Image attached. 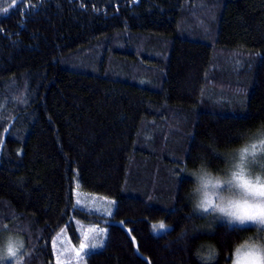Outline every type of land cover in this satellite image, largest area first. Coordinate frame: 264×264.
I'll return each mask as SVG.
<instances>
[{
	"label": "trees",
	"instance_id": "trees-1",
	"mask_svg": "<svg viewBox=\"0 0 264 264\" xmlns=\"http://www.w3.org/2000/svg\"><path fill=\"white\" fill-rule=\"evenodd\" d=\"M263 131L264 0H0V233L20 264H58L59 232L90 223L106 237L84 264H229L254 227L196 212L189 171Z\"/></svg>",
	"mask_w": 264,
	"mask_h": 264
},
{
	"label": "clouds",
	"instance_id": "clouds-1",
	"mask_svg": "<svg viewBox=\"0 0 264 264\" xmlns=\"http://www.w3.org/2000/svg\"><path fill=\"white\" fill-rule=\"evenodd\" d=\"M261 157L264 134L233 150L223 170L200 163L189 171L193 179L189 199L196 212L229 225L254 226L255 235L234 244L231 264H264V171L254 169Z\"/></svg>",
	"mask_w": 264,
	"mask_h": 264
},
{
	"label": "rangeland",
	"instance_id": "rangeland-1",
	"mask_svg": "<svg viewBox=\"0 0 264 264\" xmlns=\"http://www.w3.org/2000/svg\"><path fill=\"white\" fill-rule=\"evenodd\" d=\"M260 134H264V131L258 133L257 136ZM261 165H264V157L258 159L256 164L254 165V169L257 171H264V168H262ZM75 199H76V204L79 207H82L83 209H86L88 211L111 214V211L113 209L111 205L113 200H111L110 198L89 192H84L79 189H76L75 191ZM212 219L215 220L214 218ZM232 225L242 226L237 224H232ZM243 226H253V225L248 224ZM104 228L107 227L99 223L87 224L86 229L84 231L79 232L77 235V243H76L77 245L75 244V240L73 239V237L67 231V228H63L54 240L55 248L57 251V257H56L57 263L84 264L82 260L86 256V252L89 249L88 244L90 243V241L95 240V238L98 237L95 231L96 229L98 230V233L101 234L100 241H102V243L105 241L106 233L103 232ZM165 229H167V227L159 230L156 229L155 232H161ZM13 235L14 234L10 232L0 233V263L1 264H6L9 262L11 264L12 263L20 264L21 262V254L24 251L25 243L23 242L22 239L14 238ZM252 235H255V231L252 232ZM69 243L74 244V246L70 245ZM81 244L84 245L83 248H81ZM9 247L12 248V250L15 252V255H11L9 253ZM229 264H231V262Z\"/></svg>",
	"mask_w": 264,
	"mask_h": 264
},
{
	"label": "snow or ice",
	"instance_id": "snow-or-ice-1",
	"mask_svg": "<svg viewBox=\"0 0 264 264\" xmlns=\"http://www.w3.org/2000/svg\"><path fill=\"white\" fill-rule=\"evenodd\" d=\"M3 11H7V9H3ZM261 167L262 168H264V165H261ZM153 228L154 229H164V226H163V224L162 223H159L158 225H153ZM54 246H55V242H54ZM84 247V245L83 244H81V248H83ZM93 247H95V245H93ZM9 253L11 254V255H15V252L12 250V248L11 247H9Z\"/></svg>",
	"mask_w": 264,
	"mask_h": 264
}]
</instances>
